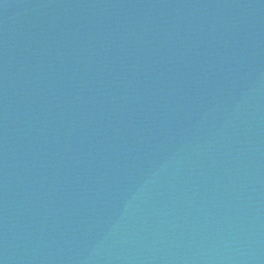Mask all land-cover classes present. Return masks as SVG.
Segmentation results:
<instances>
[{
	"label": "water",
	"instance_id": "1",
	"mask_svg": "<svg viewBox=\"0 0 264 264\" xmlns=\"http://www.w3.org/2000/svg\"><path fill=\"white\" fill-rule=\"evenodd\" d=\"M0 264H264V0H0Z\"/></svg>",
	"mask_w": 264,
	"mask_h": 264
}]
</instances>
